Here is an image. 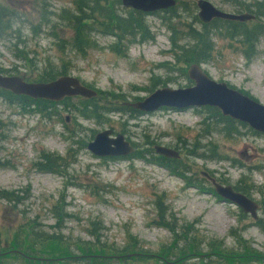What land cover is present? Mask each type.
Returning a JSON list of instances; mask_svg holds the SVG:
<instances>
[{
  "label": "rangeland",
  "instance_id": "obj_1",
  "mask_svg": "<svg viewBox=\"0 0 264 264\" xmlns=\"http://www.w3.org/2000/svg\"><path fill=\"white\" fill-rule=\"evenodd\" d=\"M42 1L0 0V6L16 12L14 29L18 30L7 42L0 41V69L7 71L5 76L36 80L47 62L56 68L65 62L67 75L98 92V104L114 111L107 114L101 111L99 119L84 120L76 111L82 98L74 97L75 101L60 106L67 110H62L60 118L48 119L34 113V108L29 112L0 100V189L28 188L31 194L24 205L12 211L0 204V230L7 233L36 218L43 229L50 231L56 224L52 207L63 199L65 212L69 214L63 227L65 236L90 242L88 234L94 229L92 225L98 223L100 227L95 231L101 242L139 251L133 245L138 242L144 251L156 254L173 241L170 232L159 223L157 205L161 203L178 224L186 222L192 226L191 234L224 240L227 247H233L230 230L237 228L252 248L264 252V233L253 225V219L247 216L241 220L237 207L199 188L202 185L213 189L211 180H226L234 186L244 174L255 186L250 197L259 205L258 218H261L264 169L253 171L251 180L248 170L264 165V135L250 134L242 128L232 139L225 138L211 123L213 120L203 123L205 115L196 109H161L148 114L117 111L122 103L142 100L163 84L172 89L192 85L176 71L179 68L187 71L189 66L178 65L172 58L171 34L161 21L165 14L147 16L153 40L131 46L126 57L112 53L108 46L113 39L99 34L96 47L81 57L67 47L60 49L49 30L39 25ZM73 1L48 0L49 10L58 13L63 8H72ZM198 1L177 0L179 18L172 20L173 27L183 31L189 25L199 28L193 22V16L198 14ZM206 1L227 13H234L245 3H264V0ZM260 6L258 14L264 13L263 4ZM259 20L264 24V15ZM17 38L24 43L17 44L15 49ZM234 41L231 44L229 39L215 35L212 59L200 66L213 80L224 82L264 105V41L250 61L241 54L244 47ZM20 50L27 53V61L13 57ZM73 104L77 107L73 108ZM66 117H70L69 122H65ZM105 129L112 130L113 136L122 134L144 159L134 155L98 158L86 146L80 147ZM155 146L178 151V175L148 162L158 156L153 151ZM213 149L217 159H212ZM42 154L61 158L55 172L36 169ZM154 261L150 259L143 264H157Z\"/></svg>",
  "mask_w": 264,
  "mask_h": 264
},
{
  "label": "trees",
  "instance_id": "obj_2",
  "mask_svg": "<svg viewBox=\"0 0 264 264\" xmlns=\"http://www.w3.org/2000/svg\"><path fill=\"white\" fill-rule=\"evenodd\" d=\"M262 4L264 6V3ZM178 6L177 2L173 8L151 13L154 16H160V13L165 14L162 16L161 21L171 34L169 39L172 46V58L178 65H201L210 61L214 47L212 39L217 34L221 35L222 32L230 36L229 33L233 35V32L237 29L240 36L246 40L248 45H258L257 40L264 36V25L259 20V16L264 15V13L258 14L252 11V9H257V7L258 9H262L259 4L247 8L248 10L245 11V13L254 15L257 19L255 25L248 32H243V24L234 26V23L221 20H216L209 25H205L199 21L197 16H193V22L199 25L198 29L193 27V25H189L185 31L179 30L172 25V20L179 18L177 13ZM49 7L48 0H43L40 5L39 25L49 30L57 40L56 44L60 49L67 47L75 55L81 57L85 56L88 50L96 47V35L98 34L113 39L108 48L119 57H126L131 46L153 40V34L146 21L147 16L150 14L129 8L125 9L121 4V0H74L72 8H63L58 13H52ZM237 8L241 9V6ZM16 17L15 11L0 6V41L7 42L11 34H18V30L14 29ZM22 42L20 38H17V42L14 43L15 49L17 44H22ZM25 55L27 53L20 50L13 57L18 60L27 61L28 59H25ZM253 56L255 55L250 52L246 60L250 61ZM30 62L32 63L31 59ZM65 66V62H62L59 68L47 62L43 71L37 76L39 77L38 79L29 80L21 78L26 82H50L68 74ZM176 71L182 73L187 78L184 68H179ZM6 72L0 69V75H4ZM188 81L191 83L190 80ZM76 98L79 99L80 97ZM76 98H66L60 103H55L32 100L26 96H15L6 90L0 89V100H4L11 105L27 108L29 112L34 108V113L48 119L51 117L60 118L62 110L67 111L61 109L60 106L65 105L67 101L72 99L75 101ZM98 99V96L90 100L82 98V100L78 101L79 108H76V104H73V108H76V111H78V114L84 120H97L103 113L107 114L114 111L108 110L101 103L99 105ZM121 105L122 107L117 110L119 112L129 114H136L138 112L127 106L126 103H122ZM196 110L205 115L203 123L213 120L211 123L215 124L217 130L225 138L232 139L234 136L240 134V129L242 128H246L250 134L258 135L247 125L223 117L213 107H202ZM86 145L83 142L80 144V147L83 148ZM194 147H197V145ZM214 151L213 149L211 156L214 157L212 159H217L215 158ZM131 155L144 159L135 152ZM60 161L61 158L57 155L42 154L40 161L35 166L40 172L53 173L58 168ZM148 162L157 164L178 175V159L174 160L156 156L154 160ZM263 169L264 165L249 168L248 176L250 180L253 171H262ZM246 177V175L242 174L236 185L232 186V188L251 198L250 196L255 190V186ZM246 179L249 184H247ZM217 182L222 185L229 184L226 180H219ZM199 188L201 191L214 193L210 187L209 189L200 185ZM30 197L31 194L28 188L22 191L0 189V204H3V207L8 210L10 209V211L24 205ZM157 206L159 208L157 216L160 220V226L170 232L173 241L168 248L163 247L156 254L144 251L138 242H134L133 245L135 248H139V251H134L130 246L119 248L115 244L108 245L106 242H101L95 231V228L100 227L98 223L92 225L94 229L88 234L91 238L90 242L79 241L65 236L63 227L66 219L69 218V214L65 212L64 200L59 199L51 210L52 217L56 220L55 226L51 228L52 230L43 229L42 224L36 218L29 219L26 223L18 225L10 232L6 233L0 230V264H133L134 262L143 264L150 259L155 260L154 262L157 264H188L189 260H194L193 262L195 263L193 264H207L208 261L209 264H264V252H259L252 248L251 244L242 236L237 228L230 230L234 246L227 247L224 240H217L213 237L207 239L191 234V225L186 222L178 224V221H175L168 210L161 207V203ZM240 216L242 220L246 219L248 215L241 212ZM253 221V225L264 233V207L262 208V217ZM205 249L206 251H204Z\"/></svg>",
  "mask_w": 264,
  "mask_h": 264
},
{
  "label": "water",
  "instance_id": "obj_3",
  "mask_svg": "<svg viewBox=\"0 0 264 264\" xmlns=\"http://www.w3.org/2000/svg\"><path fill=\"white\" fill-rule=\"evenodd\" d=\"M176 0H121L124 8L151 14L165 11L176 5ZM199 21L203 24L213 19L246 22L253 20L249 13L232 14L216 9L210 2H197ZM187 78L192 85L186 88L172 89L162 87L154 90L142 100L128 103L127 106L141 112L154 113L161 109L188 110L202 107H213L223 117L243 123L254 132L264 135V105L250 98L241 91L229 87L224 82L210 78L200 65L192 64L187 68ZM0 89L15 96H26L32 100H43L60 103L66 98L81 97L94 99L97 92L82 85L72 76H61L50 82H26L21 77L0 75ZM69 117L65 118L69 122ZM87 151L98 158L125 157L135 152L132 144L122 134L113 136L110 129L102 130L94 135L86 145ZM158 156L177 160L178 151L164 146H155ZM213 192L222 202L237 207L251 219H258L259 205L251 198L235 191L230 185H222L211 180Z\"/></svg>",
  "mask_w": 264,
  "mask_h": 264
},
{
  "label": "flooded vegetation",
  "instance_id": "obj_4",
  "mask_svg": "<svg viewBox=\"0 0 264 264\" xmlns=\"http://www.w3.org/2000/svg\"><path fill=\"white\" fill-rule=\"evenodd\" d=\"M245 3V2H244ZM262 5L261 2L259 3V6ZM253 6H256V5H253V4H249V3H245L244 5H241V9H236V11L232 14H243L245 13L246 10H248L247 8H251ZM262 7V6H260ZM217 9V8H216ZM219 10V9H218ZM222 11V10H220ZM253 12L257 13L258 11V8L257 9H252ZM247 13V12H246ZM254 16V15H253ZM218 21V20H221V19H213L212 21H210L209 23H206L205 25H209L211 22L213 21ZM221 21H225V20H221ZM257 21L256 17L254 16V19L253 20H249V21H246V22H234V21H225V22H230V23H234V26H238V25H244L243 27V32H248L250 28H252V26L255 25V22ZM203 24V23H202ZM264 25V24H263ZM233 26V25H232ZM230 36H227L225 35L224 32L221 33V36L225 37V39H229L231 44L233 43L232 41L235 40L234 42H239L243 47H244V50L242 51L241 50V54H243L244 58H246L249 53L251 52L252 54L254 55H257V49L259 47V44L261 41H264V36L262 38H259L257 40V44L258 45H248V43L246 42V40L240 36V33L239 31L236 29L234 32H233V35L231 33H229ZM212 54H213V51H212ZM212 54H211V57H212ZM211 182V181H210Z\"/></svg>",
  "mask_w": 264,
  "mask_h": 264
},
{
  "label": "bare ground",
  "instance_id": "obj_5",
  "mask_svg": "<svg viewBox=\"0 0 264 264\" xmlns=\"http://www.w3.org/2000/svg\"><path fill=\"white\" fill-rule=\"evenodd\" d=\"M176 111H178V110H176Z\"/></svg>",
  "mask_w": 264,
  "mask_h": 264
}]
</instances>
